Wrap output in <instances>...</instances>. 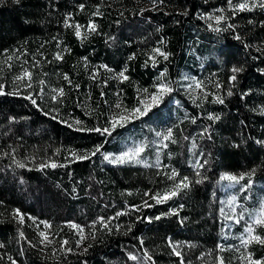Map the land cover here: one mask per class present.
<instances>
[{
    "label": "trees",
    "instance_id": "16d2710c",
    "mask_svg": "<svg viewBox=\"0 0 264 264\" xmlns=\"http://www.w3.org/2000/svg\"><path fill=\"white\" fill-rule=\"evenodd\" d=\"M242 1L0 0V264L264 261L221 209L229 191L251 219L264 199V8ZM241 174L236 193L223 177Z\"/></svg>",
    "mask_w": 264,
    "mask_h": 264
},
{
    "label": "snow or ice",
    "instance_id": "6c2138e0",
    "mask_svg": "<svg viewBox=\"0 0 264 264\" xmlns=\"http://www.w3.org/2000/svg\"><path fill=\"white\" fill-rule=\"evenodd\" d=\"M255 6L256 5L253 4V7H255ZM259 6L262 7V8H264V0H260ZM239 9L240 10L248 9V5L242 3V4L239 5ZM248 10H250V9H248ZM221 19H223V18L222 17H217L216 18L217 23H219ZM79 27H80L79 25H76V29H77L76 35L78 37L81 36V32L79 31ZM95 27L96 26L94 24H92V25H90L89 30L90 31H93V30H95ZM229 27H231V25H229ZM216 30L219 31V29H216ZM236 39H239V37L237 36ZM155 52H157V53H159V55L163 56L164 59H167L168 58L167 54L164 53V52H162V51H160L159 49H155ZM57 58H59V57H57ZM241 70L242 69H239V68H233L232 69V71L234 73L235 72H239ZM26 75H29L30 76V73H26ZM120 76L123 77V79H125V80L128 79V77L124 76L123 73H120ZM231 79L232 80H235L236 77L235 76H232ZM41 83H43V81H41ZM197 86L199 87V85H197ZM170 91H171L170 88H168V87H166L164 85H161L159 87L158 94L157 95H153L151 97V101L153 103H159V101L162 99L163 95L166 94V93H168V92H170ZM3 94L4 93L2 91H0V95H3ZM228 94L231 95L232 93L229 92ZM60 95H63V90H60ZM219 102L220 103H223V100H219ZM33 103H35V101H33ZM142 104H143V102H142ZM117 107H119V105H117ZM151 107H152V104H145L144 105L143 112L141 111V108H136V109L133 110V114L135 115L136 113H140L141 115H146L147 112L149 111V109ZM124 119H126V117H124V116H121L120 117V120H124ZM77 123H79V121ZM115 126H116V121L114 120L113 123H112V127L114 128ZM78 130H80V129H78ZM92 130L93 131H97V132H102V134L103 133L110 134V131H109L108 128H104L102 130L100 128H96V129H92ZM171 135H172L171 130H169V132L167 133V135H164L163 138L165 140H167V139H169L171 137ZM96 151H99V148H97ZM143 151H144V146L143 145L138 146V147H136V148H134L132 150L126 151L121 156L115 157V161L118 162V163H133V162L140 163V161L137 159V157H139L140 153H142ZM92 154L94 155L95 153H92ZM72 155L74 157H76V154L75 153H72ZM76 158L83 160V159H87L89 157H87V156H79V157H76ZM105 159H109V157L106 156ZM19 166L20 167H24L23 164H19ZM50 166L53 167V168H55L58 165L55 164V163H52ZM42 167H44V166H42ZM197 174H199V173H197ZM175 175H176V173L173 172L172 177H174ZM172 177H170V178H172ZM187 179H188L187 177H184L183 180L180 182V184H177L172 191H170L168 193H165L162 197H160V196L154 197L157 200V203H162L165 200H168L171 197L176 196L177 195V190L180 189L181 187H185V188L188 187V184L185 183V181H187ZM223 179H227L229 181H232L233 183H239L240 180H243L244 179V176H243V174H241V176L239 178H237L236 176H226V177H223ZM197 183H199V181H197ZM146 195H147V193H146ZM17 215L19 216L20 221L23 222L24 217H23L22 214L19 213L18 210H17ZM117 215H121V213H118ZM159 218L160 217H157V219H159ZM100 223L102 225H104L105 227H107V224L105 223V221L103 220V218H101ZM45 226L46 227H51L46 222H45ZM255 226H260V227L264 228V210H262L260 216H258L257 218H255V220L253 221V224L252 225H249L247 227L246 231L248 233V236H247V239H244L243 240V244L245 246H247L251 242H255L257 244L264 245V237H262L261 235L255 234ZM71 227L76 228V229H79V232L81 234L80 239L82 241L84 239L83 229L80 228L78 225H75V224L71 225ZM41 236L44 238V241H48V236L45 233L42 232L41 233ZM67 243H68L67 240L63 241V244L64 245H66ZM79 243L80 242L78 241V245H79ZM2 246L3 245H0V247H2ZM173 250L175 251V248ZM69 251H71V249H69ZM85 251H86V249H85ZM145 255L147 256V253H145ZM176 255L179 256L180 253L179 252H176ZM147 258L149 260H151V257H147ZM129 259H131V260H137V256L130 255L129 256ZM247 259L249 260V264H264V261L252 260V258H251L250 255L247 257ZM13 264H15L14 261H13ZM181 264H183L182 261H181ZM220 264H223V261H221Z\"/></svg>",
    "mask_w": 264,
    "mask_h": 264
},
{
    "label": "rangeland",
    "instance_id": "374dc122",
    "mask_svg": "<svg viewBox=\"0 0 264 264\" xmlns=\"http://www.w3.org/2000/svg\"><path fill=\"white\" fill-rule=\"evenodd\" d=\"M242 3L243 4H247L248 6L250 4L249 2H247V0H244L241 3H239V5L242 4ZM239 5H238V7H239ZM217 17H222L223 19H221L220 22L217 23V20H216ZM210 21L214 25H221V23H223V22L224 23H228L227 22V17L224 16V14H222V13H213V15L210 17ZM188 86H190V84H188ZM153 95H157V94L147 95V96H145L143 98V106L145 104H152V105L155 104V103H153L151 101V97ZM140 115H141L140 113H136L134 115L133 114V110H132L131 112H128V113H126V114H124L122 116L126 117V119H124V120H130V119H134V118H136V117H138ZM129 150H132V149H126L121 154H113V155L107 154V155L109 156V158H110L111 161L116 162L115 161V157L121 156L126 151H129ZM230 186L231 187H235V192L236 193L240 192L243 189L241 186H239L238 183H233L232 182L230 184ZM222 202L223 203H222L221 209H222V213H223L224 217L227 218L230 222L238 223L244 229V234L239 238V240L237 242L241 246H244L243 240L244 239H247V236H248V233H247L246 229H247V227L249 225H252L253 224V221L255 220V218H257L258 216H260L262 210H264V199L261 201V203L259 205V209L257 211V214L253 218H251V219L246 214L244 207L239 203V201H238V199L236 197V194H233L232 192L227 191L225 193V195L223 196V201ZM233 231H234L233 228L230 227L229 232H231V234L233 235V237H235L236 239H238L237 238V235L234 234Z\"/></svg>",
    "mask_w": 264,
    "mask_h": 264
}]
</instances>
